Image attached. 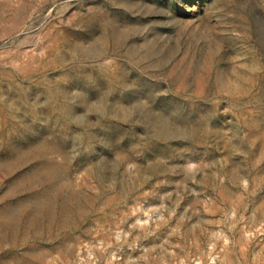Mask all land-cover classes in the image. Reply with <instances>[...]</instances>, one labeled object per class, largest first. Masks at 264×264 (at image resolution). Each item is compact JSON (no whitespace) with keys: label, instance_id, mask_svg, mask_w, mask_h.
<instances>
[{"label":"rangeland","instance_id":"1","mask_svg":"<svg viewBox=\"0 0 264 264\" xmlns=\"http://www.w3.org/2000/svg\"><path fill=\"white\" fill-rule=\"evenodd\" d=\"M0 264H264V0H0Z\"/></svg>","mask_w":264,"mask_h":264}]
</instances>
